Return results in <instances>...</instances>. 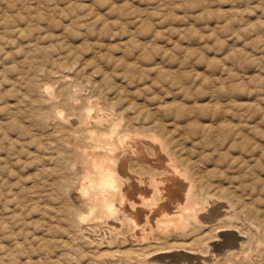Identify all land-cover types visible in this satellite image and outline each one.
I'll return each mask as SVG.
<instances>
[{
    "label": "rangeland",
    "instance_id": "374dc122",
    "mask_svg": "<svg viewBox=\"0 0 264 264\" xmlns=\"http://www.w3.org/2000/svg\"><path fill=\"white\" fill-rule=\"evenodd\" d=\"M151 138L237 199L219 264H264V0H0V264H103L72 225L101 214L91 151L151 159Z\"/></svg>",
    "mask_w": 264,
    "mask_h": 264
},
{
    "label": "bare ground",
    "instance_id": "6f19581e",
    "mask_svg": "<svg viewBox=\"0 0 264 264\" xmlns=\"http://www.w3.org/2000/svg\"><path fill=\"white\" fill-rule=\"evenodd\" d=\"M54 78H57V77H54ZM62 84H65V83H62ZM44 87H43V91L47 90V88H44ZM46 92H43V94L45 95ZM47 99H48V96H47ZM68 103H69V100H68ZM95 106L97 105H94V107ZM75 107L76 106H74V108ZM111 107H109V109ZM94 109H96V107ZM102 109L101 108L100 110L96 109L95 112L93 110L94 114H92V112L89 109L86 110L84 114L86 123L91 124L92 120L94 118H98L99 116L100 118L104 117L105 119V117L111 115V114H108L110 113L108 112L109 111L108 109L105 110L108 112L107 114L101 111ZM69 120L71 119L69 118ZM105 120L108 121V118ZM112 120H114V118ZM126 120L129 121L128 117ZM118 122L120 123L119 120ZM143 122L144 121H142V123ZM71 123L75 125L74 120H72ZM125 123L127 124L126 121ZM113 124L116 125L115 121ZM130 125L133 126L132 124ZM111 127L113 128L114 126H112L111 124ZM127 127L128 126L126 125V127L123 129H126ZM152 128L158 130L159 132L162 131L159 125H153ZM116 130H119V129H116ZM106 132L108 133V131ZM112 132H115V131L112 130ZM121 132L123 134V131ZM148 133L146 132V134L144 133L142 135H148ZM125 134L126 133L124 132V136L122 135L123 138H125V140L123 139L121 143L122 142L124 143L125 141L128 142V140H126L127 137H125ZM115 136H116V133H115ZM136 136H135V139L137 138ZM155 136L157 137L158 135L155 134ZM92 137H93V134H92ZM105 137L106 136H104L103 139H105ZM129 137H131L130 134L128 135V138ZM147 137L149 138V136ZM120 138L118 137V139ZM153 138H151V140H145V142L147 143V141H151L147 143V145L152 146V147L151 146L149 147L153 148L154 150L153 154L155 152V155H153L154 157L150 159L147 156V153H145L143 155H139L140 160L137 159L138 160L137 162H135L136 159H134V162L131 161V159L127 158V156L123 157L119 155L120 157L118 158L116 156L113 157L112 155L115 153L114 152L115 148L107 149V146H106V150L108 151L107 157H102L101 155L94 154V153L92 154V151H91L92 156L89 158V160H90V163L93 169V172H92L93 175L92 176L86 175L84 182L80 184L81 188L80 187L79 188L82 192L83 197H86V195L89 194L86 189L87 185L90 186V188L92 187L93 189H95V191L97 192L96 199L100 202L99 205L101 207V214L99 215L96 214L95 211L91 208L87 212L86 216L82 215L81 218L77 222H75L76 221L75 220L74 221L75 223L73 222L72 225H74V227L78 229V231L80 232V235L82 236L84 240L89 241V244L90 242H92V244H94L96 248L98 249L102 247L109 248L110 245L111 246L114 245L113 250L100 253L99 255H96V258L94 256V258L102 260L103 264H219L220 256H222L223 253L226 257L232 256L234 258L235 256L234 251L230 250L229 252H226V251L224 252L225 247L224 245L222 246L219 244L221 242H219L218 239L223 238L222 235L219 234L220 230H223L230 226V225L228 226L225 225V223L223 222V219L227 214L232 212L233 210L232 207L233 205H235V202L237 199L235 198L234 200H232L231 198L232 196H230V194L228 195L227 193H225L220 188V186L218 187L217 185H213L212 183L207 182V179L203 176L204 174L202 175L198 171H196L197 170L196 168L198 166H196L195 162L182 159L180 158V156H176L174 152H172L171 154H166V155H165L166 152L164 154H160L164 152L161 150L162 145H158L157 143H155L154 141L156 140H154ZM172 138L173 137H171L168 140V143L175 144L176 141H174ZM141 140L142 139L139 140V144ZM129 141L131 142V140ZM124 144L126 145V143ZM139 144L137 147H140L142 150V147ZM125 145L124 146L122 145L121 147H125ZM130 145L133 148L132 152H134L135 150V153H136L140 149L139 148L136 151L135 148H136L137 143L134 144L132 142L130 143ZM82 146L85 147V145H82ZM102 146H105V145H101V147ZM108 147H110V145ZM176 148H177V145L173 147V151H175ZM124 150L127 151L126 148ZM163 150L165 149L163 148ZM128 154L130 153L128 152ZM133 155L135 154L133 153ZM94 209L96 210V208ZM237 209L245 210V205H242ZM81 211H78V212H81ZM69 212L70 211H68V213ZM235 214L238 215V212H236ZM191 224L196 227H204L205 228L204 233L202 232L203 234L201 235L193 236L192 234H194V231L188 230ZM169 229L173 230L175 233L180 234L178 239H175V238H173L172 240L167 239L166 235ZM185 231L186 233L183 234ZM231 235H232V232H231ZM239 238L240 237L235 238L234 236V239H237L238 241H239ZM242 241H241V245H242ZM83 243H85V241ZM88 248H89V245H88ZM94 258H92V262L93 261L96 262ZM227 264H229V262Z\"/></svg>",
    "mask_w": 264,
    "mask_h": 264
}]
</instances>
